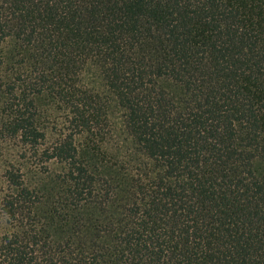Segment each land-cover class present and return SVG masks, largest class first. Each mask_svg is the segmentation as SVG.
Here are the masks:
<instances>
[{
	"label": "trees",
	"instance_id": "obj_1",
	"mask_svg": "<svg viewBox=\"0 0 264 264\" xmlns=\"http://www.w3.org/2000/svg\"><path fill=\"white\" fill-rule=\"evenodd\" d=\"M0 264H264V0H0Z\"/></svg>",
	"mask_w": 264,
	"mask_h": 264
},
{
	"label": "rangeland",
	"instance_id": "obj_2",
	"mask_svg": "<svg viewBox=\"0 0 264 264\" xmlns=\"http://www.w3.org/2000/svg\"><path fill=\"white\" fill-rule=\"evenodd\" d=\"M1 174H2V173H0V184H1V182H2V181H1V180H2V175H1Z\"/></svg>",
	"mask_w": 264,
	"mask_h": 264
}]
</instances>
